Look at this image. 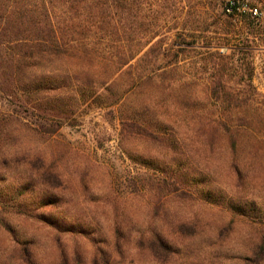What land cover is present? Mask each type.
Listing matches in <instances>:
<instances>
[{
    "label": "trees",
    "instance_id": "trees-1",
    "mask_svg": "<svg viewBox=\"0 0 264 264\" xmlns=\"http://www.w3.org/2000/svg\"><path fill=\"white\" fill-rule=\"evenodd\" d=\"M172 2L0 0V60L7 54L17 79L25 81L27 101L48 104L59 124L74 120L84 105L116 107L121 149L154 173L140 178V189L149 190L159 204L176 199L182 205L220 208L230 217L225 231L239 223L253 226L249 262L262 264L264 206L258 202L264 193V101L253 83L252 61L239 75L232 55L218 49L228 44L210 41L174 40L166 46L159 40L145 50L164 34L158 16L171 10ZM256 5L255 0H230L224 12L232 17L247 8L255 18ZM187 51L198 59L185 67ZM169 52L173 59L162 62ZM159 65L164 70L157 72ZM128 141L139 147L126 148ZM42 162L35 179L61 181L55 161ZM29 183L19 187V196ZM159 209L153 208L152 216ZM30 215L47 223L34 210ZM84 224L61 229L85 233ZM181 227L196 226L187 221ZM146 242L155 256L174 254L178 247L156 229Z\"/></svg>",
    "mask_w": 264,
    "mask_h": 264
},
{
    "label": "rangeland",
    "instance_id": "rangeland-1",
    "mask_svg": "<svg viewBox=\"0 0 264 264\" xmlns=\"http://www.w3.org/2000/svg\"><path fill=\"white\" fill-rule=\"evenodd\" d=\"M229 1L173 0L171 10L158 16L164 34L145 50L159 40L166 46L174 40L228 44L219 51L232 55L239 75L252 61L253 83L264 101V0H255V18L247 8L241 15L227 16L224 6ZM235 46L241 52H234ZM172 54L162 62L173 59ZM184 57L185 67L198 59L192 51ZM10 62L7 54L1 57L0 264H253L249 260L254 254L247 248L255 235L253 226L239 223L225 231L230 217L220 208L182 205L176 199L159 204L149 190L140 189V178L154 173L121 149L116 107L84 105L74 120L59 124L48 104L27 101L25 81L17 79ZM125 144L139 147L136 141ZM42 160L55 161L61 181L35 179L43 170ZM28 183L19 196V187ZM261 196L258 204L264 206ZM153 208H160L154 216ZM32 210L47 223L30 215ZM82 221L88 225L85 233L61 229ZM187 221L196 227H181ZM151 229L178 242L174 254L155 256L146 242Z\"/></svg>",
    "mask_w": 264,
    "mask_h": 264
},
{
    "label": "built area",
    "instance_id": "built-area-1",
    "mask_svg": "<svg viewBox=\"0 0 264 264\" xmlns=\"http://www.w3.org/2000/svg\"><path fill=\"white\" fill-rule=\"evenodd\" d=\"M257 12H256V10H253V14L255 15Z\"/></svg>",
    "mask_w": 264,
    "mask_h": 264
}]
</instances>
